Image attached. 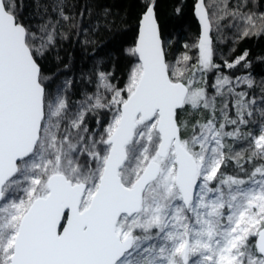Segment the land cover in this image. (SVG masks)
I'll return each mask as SVG.
<instances>
[{
	"label": "snow or ice",
	"instance_id": "1",
	"mask_svg": "<svg viewBox=\"0 0 264 264\" xmlns=\"http://www.w3.org/2000/svg\"><path fill=\"white\" fill-rule=\"evenodd\" d=\"M0 264H264V0H0Z\"/></svg>",
	"mask_w": 264,
	"mask_h": 264
},
{
	"label": "trees",
	"instance_id": "2",
	"mask_svg": "<svg viewBox=\"0 0 264 264\" xmlns=\"http://www.w3.org/2000/svg\"><path fill=\"white\" fill-rule=\"evenodd\" d=\"M172 26L178 30L183 29L188 33H190L192 30V23L190 18H186L184 21H173Z\"/></svg>",
	"mask_w": 264,
	"mask_h": 264
}]
</instances>
